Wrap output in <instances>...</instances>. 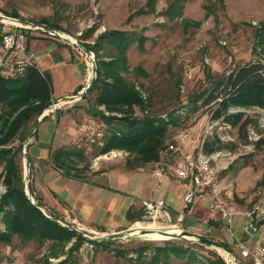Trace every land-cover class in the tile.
<instances>
[{"label":"rangeland","instance_id":"rangeland-1","mask_svg":"<svg viewBox=\"0 0 264 264\" xmlns=\"http://www.w3.org/2000/svg\"><path fill=\"white\" fill-rule=\"evenodd\" d=\"M170 1L157 0L153 11L143 13L147 0H0V15L6 18L5 14L14 13L22 25L44 23L48 30L67 34L83 46L93 44L104 31L117 30L146 36L148 40L142 51L135 43L128 47L127 70L122 75L128 84L135 86L147 98L148 112L164 119L174 118L165 140L166 153L170 152L168 145L176 147L177 136L184 134L194 140L193 146H197L203 140L207 124L213 125L204 144L220 146L211 153V162L218 166L223 185L233 192L234 199L236 192L242 194L241 204L246 205L251 200L264 206V109L230 110L242 111L251 120L244 140L238 138L236 128L211 120V107L203 106L202 101L196 105L193 102L197 94L211 88L212 78L227 75L245 63L264 64V41L263 49L257 43V28L264 21V0H223L222 4L218 0H186L180 15L173 19L164 14ZM208 8H212L213 13H208ZM4 18H0L1 27L12 31ZM188 22H197L198 26L185 28ZM21 32L26 37L30 34ZM113 53L115 50L106 45L100 54L105 58ZM135 67H140L144 75L133 71ZM90 112L89 116H94ZM136 114L141 115V112L136 109ZM105 115L108 116L107 113ZM104 124L107 136L112 128ZM104 143L105 138L90 151H81L82 155L73 159L76 168L84 172L94 169L101 174L116 168L128 171L142 168L130 170L125 167L126 160L133 157L125 150L111 149L101 153ZM65 148L75 147L71 141ZM20 165L23 176L22 158ZM141 174L132 175L134 180L130 179L131 183L127 180L120 183V190L130 192L131 187L139 186V182L142 185ZM4 192L5 188L0 184V197ZM140 194L135 193L134 196L139 198ZM138 198L132 201L138 205L137 208H130L126 214L127 227L117 231L106 232L70 222L89 240L83 241L77 251L67 253L73 239L67 244L22 242L15 235L9 244L0 243V264H149L159 248L174 247L187 252H168L167 258L160 253L158 264H219L218 261H222L219 247L198 243L189 239V235L187 238H183L184 235L174 237L159 233V229H143L146 223L153 224L155 228L166 224L151 221L143 224ZM4 221L5 216L0 213L1 231L5 228ZM211 227L218 230L217 226ZM181 228L186 234H200L219 243L223 241L218 234ZM164 230L168 232L171 228L165 227ZM223 230L222 237L229 238V233ZM91 240L98 243L93 245ZM101 244H108L107 248Z\"/></svg>","mask_w":264,"mask_h":264},{"label":"trees","instance_id":"trees-1","mask_svg":"<svg viewBox=\"0 0 264 264\" xmlns=\"http://www.w3.org/2000/svg\"><path fill=\"white\" fill-rule=\"evenodd\" d=\"M156 1L147 0L146 9L142 12L153 11ZM185 1L171 0L164 11L167 18L178 17ZM222 1L218 0L220 4ZM207 12L213 13V9L208 8ZM5 15L17 18L14 13ZM184 26L197 27L198 23L188 22ZM147 40L144 35L134 36L112 30L99 34L93 44L84 45L87 50L94 53L97 61L96 77L86 91V94L96 93L90 114L94 113L93 117L102 119L112 128L105 136V143L100 152L105 153L111 149L127 151L133 156L125 163V167L130 170L160 162L161 155L167 148L165 140L168 128L175 121L174 118L164 119L148 112L147 98H144L135 86L128 84L122 75L123 71L127 70L128 47L135 43L142 51ZM263 41L264 21L260 22L257 28V43L261 49H263ZM106 45L113 48L115 53L103 58L100 53ZM133 71L144 75L140 67H135ZM210 82L212 86L209 90H204L194 97V105L202 101L203 106L211 107V120H219L236 128L238 138L245 140L251 120L242 111L230 112V110L264 109V64L245 63L231 70L227 75L212 78ZM51 101L49 77L34 65L16 78L6 79L0 76V184L5 188V192L0 197V213L5 216V228L3 231L0 230V243L9 244L15 235L22 242L51 241L56 244H67L73 239L67 252L69 254L77 251L87 239L80 232L62 226L58 223V218L46 217L39 209L41 207L39 203L34 205L30 201L23 189L20 165L21 142L25 139L24 136H20L22 130L28 123L36 121ZM136 109L141 115L136 114ZM17 139L19 142L15 143ZM218 149L220 146H214L213 143L203 145L205 154H211ZM81 155L82 152L75 148H63L54 152L52 162L65 175L81 178L78 174L84 171L76 168L73 163V159ZM94 243L98 242H91L95 245ZM101 245L107 248L108 244ZM168 252L177 254L187 250L176 247L159 248L149 264H158L160 253L167 258ZM218 263L223 264L221 260Z\"/></svg>","mask_w":264,"mask_h":264},{"label":"crops","instance_id":"crops-1","mask_svg":"<svg viewBox=\"0 0 264 264\" xmlns=\"http://www.w3.org/2000/svg\"><path fill=\"white\" fill-rule=\"evenodd\" d=\"M6 32L8 31L0 25V34ZM26 47L32 55L34 66L49 77L52 100L57 101L75 95L91 83L92 79L89 77L83 58L67 42L51 36L30 33L26 39ZM95 96V92L87 94L85 92L79 100L69 101L55 114L44 116L40 120L37 118L22 130L21 135L25 137L23 142L30 140L26 159L30 175L29 187L35 194L36 202L52 216L63 218L61 220L67 223L76 222L82 226L114 232L127 227V212L130 208L138 206L132 202L134 198H138L134 194L141 193L138 198L139 213L140 211L142 213L143 200H162L170 208L173 222L178 223L177 216L184 209L183 199L191 184L177 180L170 172L180 161V154L188 155L194 152L195 148L191 143L182 144L178 139L179 136L176 145L181 151L180 154L174 151L164 152L166 156L161 155L159 163L146 164L138 171L116 168L101 174L93 169L79 173L81 178H73L54 166L52 155L70 144L77 123L89 117ZM18 142L19 139L15 140V143ZM144 170L147 172L145 173ZM157 171L161 172L160 176H155ZM139 173H142V185L139 182V186L134 189L131 187L130 192L120 190V183L125 180L131 183V180H134L132 175ZM220 183L224 193L238 207L249 210L259 203H252L249 200L246 205L241 204L239 199L242 194L236 192L234 199L233 192L227 190L222 180ZM105 194L107 197H104ZM222 223L221 215L201 199L196 200L188 208L185 219L179 222L184 228L193 232L218 234L219 239L223 240L224 248L235 250L231 236L222 237L224 231ZM249 225L256 228L252 235L246 232ZM211 226H217L218 230ZM232 231L248 246H264V223L255 225L249 218L238 216L232 221ZM254 239L256 240L253 241Z\"/></svg>","mask_w":264,"mask_h":264},{"label":"built area","instance_id":"built-area-1","mask_svg":"<svg viewBox=\"0 0 264 264\" xmlns=\"http://www.w3.org/2000/svg\"><path fill=\"white\" fill-rule=\"evenodd\" d=\"M18 22L8 23L13 30L0 34V76L3 78H16L21 76L25 70L34 65L32 55L29 53L26 47V35L21 30L58 38L53 33L58 34L61 37L66 38L67 43L71 45L78 54L83 58L85 66L89 71L90 79L94 77V67L92 63L93 53L87 50H83L77 45V41L71 36L64 34L56 30H48L43 24L26 23L22 25ZM63 35H67L63 36ZM63 41V40H62ZM66 42V41H64ZM90 83L86 86H89ZM86 88H83L75 95L68 96L66 98L54 101L48 105L46 109L39 115L38 120L44 116L55 114L57 110L61 109L65 104L72 100H79L83 95ZM213 125L207 124L203 140L194 148V152L188 155H181L180 149L174 145H168L170 151L180 154L181 159L175 167L171 169V174L180 181L189 182L191 188L185 194L183 202L184 209L178 213V223L173 222L171 210L167 204L162 200H143L142 201V223L145 221H151L152 223L166 224V226H160L158 232H162L165 227L174 228L177 233L183 231L181 223L186 215L188 208L194 204L196 200H205L210 208L217 212L222 217L223 228L229 233L235 245V250H229L227 248H220L219 253L222 258L223 264H264V246H248L246 243L236 237L232 231V221L238 216H245L250 221L257 225L264 223V206L261 203H257L253 208L246 210L238 207L232 199H230L225 193L220 183L219 168L215 163L211 162L212 155L205 154L203 151L204 139L208 133H210ZM105 138V124L99 118L89 116L81 121L75 130L72 137V144L75 149L88 152L91 148L101 143ZM182 144L192 143L194 140L188 135H182L179 137ZM29 139L21 143V154L23 159V189L25 195L30 199L32 203H37L35 200V194L30 191V177L27 169V146ZM166 152V149L165 151ZM161 172H155V176H160ZM41 212L48 218L51 216L45 209L39 207ZM62 226L67 227L64 223L59 222ZM77 231L78 229L73 226ZM79 232V231H78Z\"/></svg>","mask_w":264,"mask_h":264},{"label":"water","instance_id":"water-1","mask_svg":"<svg viewBox=\"0 0 264 264\" xmlns=\"http://www.w3.org/2000/svg\"><path fill=\"white\" fill-rule=\"evenodd\" d=\"M0 18H4V16L0 15ZM6 19H8V20H15V18H8V17H6ZM17 21H18V20H17ZM53 35L56 36V37L61 38L63 41H66V42L68 41L66 38L61 37V36H59V35L56 34V33H53ZM77 45H78L80 48H83V49L85 48V46H83L82 44H80V43H78V42H77ZM84 50H87V49L85 48ZM87 51L92 52V51H90V50H87ZM92 53H93V52H92ZM92 63H93V67H94V79H95V77H96V73H97V65H96V59H95V57H94V53H93V56H92ZM91 83H92V82H91ZM91 83H90L89 86L85 89L84 92L87 91V89L90 87ZM33 204H34V205H37V203H33ZM58 221L64 223V224H65L67 227H69L70 229H73L74 231L78 232L75 228H73V226H72L71 224L65 222L64 220L59 219ZM255 230H256V228H254L252 225H249L248 228L246 229V232H247L248 234L252 235V234L255 232ZM160 233H161V234H166L167 232L162 231V232H160ZM183 235H184V236H183ZM187 235L190 236L189 239H192L193 241H196V242H198V243H201V244H207V245H212V246L220 247V248H224L223 245H222L221 243L216 242V241H212V240H210V239H208V238H206V237H204V236H202V235H200V234H189V233L186 234L185 232H180V233H178V234H177V233H176V234H171V236H174V237L183 236V237H185V238H187ZM83 237H84V236H83ZM84 238H87V237H84ZM91 241H93V240H91Z\"/></svg>","mask_w":264,"mask_h":264},{"label":"bare ground","instance_id":"bare-ground-1","mask_svg":"<svg viewBox=\"0 0 264 264\" xmlns=\"http://www.w3.org/2000/svg\"><path fill=\"white\" fill-rule=\"evenodd\" d=\"M3 21L4 22H7V23H10V22H13V23H15V24H18V22H16V21H13V20H8V19H6V18H4L3 19ZM64 36H66V37H68L67 35H64ZM69 38V37H68ZM140 223V222H139ZM137 225H138V223H137ZM162 228V227H161ZM143 229H146V230H154V229H160V228H155L154 227V225L153 224H147L146 223V225L144 224V227H143ZM168 234H176L177 233V231L173 228H171V230H169L168 232H167ZM184 238V237H183ZM218 251V250H217Z\"/></svg>","mask_w":264,"mask_h":264}]
</instances>
